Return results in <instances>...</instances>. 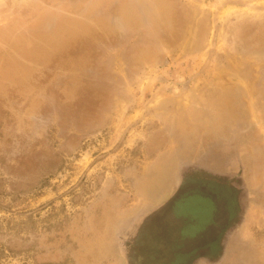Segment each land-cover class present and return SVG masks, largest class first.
I'll use <instances>...</instances> for the list:
<instances>
[{
	"label": "rangeland",
	"instance_id": "rangeland-1",
	"mask_svg": "<svg viewBox=\"0 0 264 264\" xmlns=\"http://www.w3.org/2000/svg\"><path fill=\"white\" fill-rule=\"evenodd\" d=\"M235 132L264 264V0H0V264H125L121 223Z\"/></svg>",
	"mask_w": 264,
	"mask_h": 264
},
{
	"label": "flooded vegetation",
	"instance_id": "flooded-vegetation-1",
	"mask_svg": "<svg viewBox=\"0 0 264 264\" xmlns=\"http://www.w3.org/2000/svg\"><path fill=\"white\" fill-rule=\"evenodd\" d=\"M241 135L210 142L198 161L182 163L168 207H146L121 223L116 236L125 264H238L233 248L244 242L238 233L250 196Z\"/></svg>",
	"mask_w": 264,
	"mask_h": 264
},
{
	"label": "water",
	"instance_id": "water-1",
	"mask_svg": "<svg viewBox=\"0 0 264 264\" xmlns=\"http://www.w3.org/2000/svg\"><path fill=\"white\" fill-rule=\"evenodd\" d=\"M177 194H178L177 192L175 194H173V196L167 202H165V204L163 205V208L168 207L174 201Z\"/></svg>",
	"mask_w": 264,
	"mask_h": 264
}]
</instances>
